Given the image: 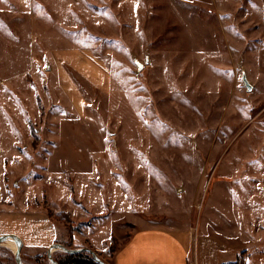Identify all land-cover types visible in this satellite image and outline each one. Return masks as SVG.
<instances>
[{
  "label": "rangeland",
  "instance_id": "1",
  "mask_svg": "<svg viewBox=\"0 0 264 264\" xmlns=\"http://www.w3.org/2000/svg\"><path fill=\"white\" fill-rule=\"evenodd\" d=\"M147 228L264 246V0H0V234Z\"/></svg>",
  "mask_w": 264,
  "mask_h": 264
},
{
  "label": "crops",
  "instance_id": "2",
  "mask_svg": "<svg viewBox=\"0 0 264 264\" xmlns=\"http://www.w3.org/2000/svg\"><path fill=\"white\" fill-rule=\"evenodd\" d=\"M196 1L213 2V0ZM7 235L14 234H0V236ZM20 239L26 244L22 238ZM6 243L16 248L13 242ZM28 243L29 246L23 247L29 249L35 256L41 255L46 249L49 251L51 247L45 245L48 242L45 243L43 240L39 242L38 237L37 240L30 238ZM91 247L101 252L107 246ZM113 254H110L113 257L111 264H239L243 254H246L244 264H264V246H229L215 242L211 238H203L199 244H196L194 229H142L132 233L131 237L118 246Z\"/></svg>",
  "mask_w": 264,
  "mask_h": 264
},
{
  "label": "water",
  "instance_id": "3",
  "mask_svg": "<svg viewBox=\"0 0 264 264\" xmlns=\"http://www.w3.org/2000/svg\"><path fill=\"white\" fill-rule=\"evenodd\" d=\"M142 68V66L140 65V69ZM242 79H243V83L245 85V87L247 88V90L250 92L252 91L253 87L250 85L249 80L247 78V75L245 72H243L242 75ZM8 241H13L16 245V251H15V259H16V263L17 264H24V262L22 261V257H21V249H22V241L19 237L15 236V235H7V236H3L0 237V245H2L3 243H6ZM56 251H62L64 253L70 254V255H75V254H79V253H83V252H87L93 255L94 260L99 263V264H106L104 261H102L99 256L97 255L96 252H94L91 249H87V248H81V249H75V250H70L68 249L66 246H63L61 244H54L53 246L50 247L47 256L49 258V260L51 261L52 264H57L55 262V260L53 259V253Z\"/></svg>",
  "mask_w": 264,
  "mask_h": 264
},
{
  "label": "trees",
  "instance_id": "4",
  "mask_svg": "<svg viewBox=\"0 0 264 264\" xmlns=\"http://www.w3.org/2000/svg\"><path fill=\"white\" fill-rule=\"evenodd\" d=\"M67 248L70 250H75V249H71L70 247H67ZM115 251H116V248H113L112 252H115ZM245 255L246 254H243L240 257L239 264H244ZM53 259L55 260L57 264H99L94 260L93 255L87 252H83V253H79L75 255H70V254L63 252L61 255L55 256V258L53 257ZM43 261L46 262L47 264H52L48 257L46 260L38 258V261L34 264H44Z\"/></svg>",
  "mask_w": 264,
  "mask_h": 264
},
{
  "label": "bare ground",
  "instance_id": "5",
  "mask_svg": "<svg viewBox=\"0 0 264 264\" xmlns=\"http://www.w3.org/2000/svg\"><path fill=\"white\" fill-rule=\"evenodd\" d=\"M9 242V241H8ZM11 242V241H10ZM14 243V242H13ZM7 244V246H8V248H10L12 251H14V253H15V251H16V248L14 247V246H12V245H10V244H8V243H6ZM15 244V243H14ZM4 247V246H3ZM6 248V247H5Z\"/></svg>",
  "mask_w": 264,
  "mask_h": 264
}]
</instances>
